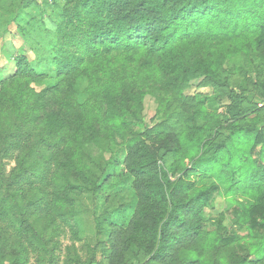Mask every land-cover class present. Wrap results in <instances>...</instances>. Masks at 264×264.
Returning <instances> with one entry per match:
<instances>
[{
  "label": "trees",
  "instance_id": "trees-1",
  "mask_svg": "<svg viewBox=\"0 0 264 264\" xmlns=\"http://www.w3.org/2000/svg\"><path fill=\"white\" fill-rule=\"evenodd\" d=\"M7 1L36 2L0 0V9ZM64 3L51 47L53 84L35 88L49 74L24 55L0 80V264H21L28 247L36 264H54L55 224L80 235L82 199L101 201L118 146L134 198L98 217L111 264H140L141 255L146 264H264V78L254 81L261 100L254 103L225 74L245 56L264 76V0ZM199 79L215 94L190 102L184 89ZM148 95L182 121L181 133L162 122L136 129ZM179 154L182 167L168 164ZM8 159L16 165L7 172ZM192 175L216 182L198 187ZM218 183L241 199L212 220L205 211ZM228 217L248 234L228 229Z\"/></svg>",
  "mask_w": 264,
  "mask_h": 264
},
{
  "label": "rangeland",
  "instance_id": "rangeland-1",
  "mask_svg": "<svg viewBox=\"0 0 264 264\" xmlns=\"http://www.w3.org/2000/svg\"><path fill=\"white\" fill-rule=\"evenodd\" d=\"M64 2L66 0H36L29 7L26 6V2L19 6H15V3L8 1L4 4L5 8L0 9V80L15 73V60L18 56L24 55L38 71L49 74V78L44 82V85L35 84V88L39 89L53 84L57 67L52 60L51 47L56 39L57 20H59ZM226 68L225 74L230 76L231 86L235 91L250 94L249 97L254 95L252 99L254 103L261 101L254 81L257 78L260 80L264 76L259 75L257 77L255 75L257 73L251 72V67L248 65V60L245 56H242L238 62H230ZM184 94L190 102H193L194 98L201 94L213 96L215 87L199 79L186 86ZM224 101L225 104L231 103L227 98ZM260 106L263 107L260 112L258 111V117L264 123V104H260ZM143 122V125L136 128L138 131L143 132L146 127L152 128L161 122L167 126L168 131L181 133L183 130L182 121L170 120L165 112L159 111V103L152 95H148L145 99ZM118 147L124 149L123 146ZM118 147L117 158L115 156L116 161H114L115 167L111 171L114 177L107 182L109 185L105 193L102 194L101 201L95 203L94 197L88 194H85L82 199L79 216L80 235L75 234L64 223L57 222L55 224L53 234L58 248L54 264H85V261L89 260L90 255L94 254V252L96 258L93 259V264L112 263L106 256V240L109 235L103 236V241L100 240L101 234L96 228L98 217L103 213L105 206H107L109 211H114L122 205L133 203L134 198L131 190V179L124 163V156L122 158L118 156ZM110 156L111 154H108V158ZM6 162L8 163L7 172L16 165L15 159H8ZM172 162L180 165L178 167H182L184 164L183 160H181V154L177 156V161H175V157H169L168 164ZM191 177L196 180L198 187L210 186L216 182V179L210 177L200 178L195 175ZM218 184L220 190L214 196L211 206L206 207L205 211V218H211L212 220L218 218L221 213L227 212L233 203V199L235 202L241 199L239 195H232L229 186L226 184ZM41 186H44V184ZM117 220L118 215H114L111 222L115 223ZM209 224H206V229L214 231L216 229L215 226ZM224 224L228 229L233 230L240 236H246L249 232L246 226L234 224L233 219L229 217ZM18 247L19 245L13 246V249L17 248V251H20ZM36 256V253L28 247V251L24 255V261L21 264H36ZM146 260L147 257L141 255V261L139 262H141L140 264H146ZM6 264H10V262L6 261Z\"/></svg>",
  "mask_w": 264,
  "mask_h": 264
}]
</instances>
